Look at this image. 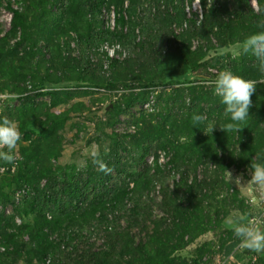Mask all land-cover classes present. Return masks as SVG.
<instances>
[{
  "label": "trees",
  "instance_id": "trees-1",
  "mask_svg": "<svg viewBox=\"0 0 264 264\" xmlns=\"http://www.w3.org/2000/svg\"><path fill=\"white\" fill-rule=\"evenodd\" d=\"M22 1L24 6L20 5L21 8H14L11 0H0V9L6 3L9 12L13 15L10 29L0 37V76L3 79V83L0 82V94L9 92L11 95L17 96L26 92L30 93V96L22 102L21 108L12 109L14 113L9 111L8 116L12 120H16L15 122L22 133V142L16 174L12 176L11 169H8L6 175L12 176L9 184L16 189L20 188L19 191L23 188L28 189V187L31 188V191L28 190L26 195L17 199L20 203L16 205L13 200L14 193L1 190L0 206L3 205L6 208L7 205L14 204L15 215L24 221L29 219L32 222L26 223L25 221L23 225L18 226L14 214H7L6 209L0 211V264L8 263L9 256L13 258L14 263L24 260V264H48L49 260L50 264H128L135 251L139 255L140 263H142L143 257V260L146 258L151 264H175L174 259L171 258L172 253L177 251L179 243H183V237L192 226L195 225L200 233H209L223 223L226 215L221 214L220 216L218 213L215 219L209 216L208 221L205 222L206 218L201 215L203 212L201 204L205 200L207 201L210 196L200 191L198 198V195H194L193 191L199 190L198 186L200 185L195 182L188 185L184 179L181 183H175V190L169 194L165 185L167 173H171L172 170L179 172L180 168L185 167L183 165L190 164L196 159L201 163L207 159L217 163L223 172L237 164L238 170L244 166L246 170L248 169V174L245 173V176L249 179L251 178L252 162H264V151L259 148L264 143V133L258 132L257 128L251 129L249 126L247 130L242 129L236 135L238 142L233 141L232 143L230 137L226 133H222L220 127H216L212 134L227 136V140L223 142L224 149L220 153L213 137L199 136L206 128V124L209 123L207 120L216 119L219 124L224 121L223 111H219L216 105L213 106L214 103H217V97L209 96V93L202 95L197 92L196 87H192V74L201 66L195 64L187 68L183 67L181 72L172 69L168 73L154 71L153 68L159 67L160 63L165 61L169 64L176 63L192 55L193 52L187 45L190 43V38H196L200 34L208 36L215 27L220 29L216 33V38L221 40L222 36L227 34V23L224 22L225 24L222 26L217 25L216 20L221 19L223 15L225 17L227 14L229 15L230 24L232 21L234 22L233 17H238V14H240L238 19H247L250 25H254L255 20L260 17L255 14L249 0H214V3L213 0H201L202 18L195 12L191 17H188L185 12V0H156L157 10L154 16L149 7L144 10L145 17L140 23L133 20L135 16L131 15L127 21L124 17L118 18L114 30L110 28L101 30L100 21L92 20L95 18L91 16L101 17L102 10H105V8L102 9L105 4L111 5L116 1L120 4L124 0ZM138 1L140 4V0H131V9L136 7ZM148 2L150 3L151 0ZM258 2L261 7H264V0H258ZM32 3L33 5H29ZM161 4H165L164 10H162ZM106 10L110 12L111 8ZM34 11L37 13L34 14ZM170 11L176 13L172 14ZM211 19H215L213 21L215 25H211ZM144 20L145 24H143ZM175 25V28L187 26V30L177 33ZM35 27L45 28V33L39 34L40 39L39 36L37 37L38 34H35ZM60 28L65 30L62 35L67 34L68 30H76L79 35L83 31L84 48L81 47V50L83 56L86 54L84 67L79 66L76 59L71 58L70 55L68 57L74 64L68 59V63L64 62L62 51L70 49L69 42L65 45L60 41L50 44L55 37L60 36L57 35V30ZM137 32L142 33V39H139L141 36H138ZM19 34V41L11 46L9 42L18 38ZM43 36L47 38L46 49L56 56V67L65 68L63 71L69 72L67 78H64L63 75L57 80V83L70 81L75 82L78 87L83 85L98 87L102 81L97 83L94 80L103 76L98 74V71L101 72L100 66L94 61L93 55L110 62L109 67L115 68L120 63L126 67L130 63L129 60L133 59L124 62L111 61L108 54L102 51V47L106 43L119 45L122 51L127 52L123 45H128L139 50L136 55H139V58L132 62H149L144 73L149 70L150 73L154 71V76L150 74L149 85L144 84L143 87L184 85L191 96L193 95L191 105L187 112L181 114L186 109L184 102L180 104L179 112L173 106L170 107L169 103V100L175 101L174 103L180 102V97L177 99L173 97L174 95L172 97L164 95V99L159 96L157 104L151 105L153 114L150 113L149 116H146V113L142 112L140 117L130 115V110L137 104L151 102L147 101L148 97L143 99L145 93H140L134 100L127 99L126 108L120 109L119 107L118 116L125 115L128 118L129 127H135V124L137 126L147 125L142 141L137 142L133 149H129L123 146L122 138H131L132 136L125 135L123 137L114 132L115 149L105 157L100 155L111 172L106 174L100 171L93 162L79 172L74 165L65 168L60 165L53 166L52 162H58L60 158L63 141L58 139L57 144L50 147L49 143H42L45 140L44 135L49 134L50 139H54L51 130L58 124H65L69 120L70 112L62 115L53 112V108L63 102L57 97L59 91L54 88L43 89L44 87L37 86L35 83L28 87L26 81L22 83L18 79L15 69V62H17L15 60L19 51L27 53L28 46L26 44L29 42L31 51L28 53L34 52L36 56L45 55L42 49L38 48ZM163 42L170 47L165 60L161 56ZM176 52L179 56H175ZM167 57L170 58L169 61ZM104 65L105 63H102V67ZM47 74L49 73L47 72ZM252 75L255 76V73L248 77H242L245 79L257 78ZM16 82L21 83V86H17ZM121 86L128 88L134 85L123 84ZM107 88L116 90L119 85L110 81ZM196 92L199 96L195 95ZM71 94L67 97H72ZM183 96H185L184 93ZM47 97L51 99V107L36 103L38 99ZM183 100L184 98L181 99V101ZM161 101L165 102L166 107H170L166 116H161V113L156 115L161 108ZM202 102H207V108L201 106ZM147 110L145 111L148 112ZM174 115L182 117L180 125L173 120ZM197 115L205 116L207 119H203L199 124H194L193 117ZM157 117L160 118L157 125L151 124L150 120L158 119ZM118 122L119 120L116 124ZM112 124L116 126L115 123ZM245 124L249 123L245 122L243 126ZM167 127L170 128L166 130ZM37 131L40 132L39 135H37ZM181 134H187L192 140L186 147H183L186 143L179 146L178 140L175 139V136ZM161 150L171 156L164 167L159 163L158 152ZM235 153L237 157H234ZM151 156L153 161L152 164H149L148 158ZM191 170L192 168L188 165L183 173L190 174ZM152 171H154L153 174H151ZM158 184L163 186L160 189L163 197L159 204L167 217H161L160 221L155 223V227L151 229L146 225L148 216L145 214V209L152 208V206L143 200V193L149 195L155 204L156 199L151 197L149 192L155 190ZM131 185L133 187H130ZM180 193L185 202L182 201ZM231 204L234 208L246 211L242 206L244 202L239 199L233 197ZM128 205H131L129 209ZM125 214L129 216V220L126 221L127 227L121 230L120 220L126 216ZM142 223L144 225L141 233H145L147 239L145 243L136 245L134 240L141 234L140 232L132 234V231ZM180 224L184 227H180ZM95 234L99 239L104 240L103 249L100 252L93 253L90 250H84L83 252L86 251L84 255L78 258H72L69 253L63 250L59 252L61 248L68 250L73 247L76 249L78 244L79 248L83 246V249H86L87 246L93 247L94 244H90V241ZM53 236H57V238L53 239ZM234 237L235 234L228 231L226 238L222 241V246L226 245L223 247L225 257L230 256L239 247L240 241L238 238L233 241ZM192 239L193 236L190 240ZM59 253L65 254L66 263L61 259ZM252 254L256 255L257 253L249 250L244 251V256ZM259 263H264L263 257L259 258Z\"/></svg>",
  "mask_w": 264,
  "mask_h": 264
},
{
  "label": "rangeland",
  "instance_id": "rangeland-1",
  "mask_svg": "<svg viewBox=\"0 0 264 264\" xmlns=\"http://www.w3.org/2000/svg\"><path fill=\"white\" fill-rule=\"evenodd\" d=\"M149 0H140V4L138 1V4L135 8L129 7L131 0H124L123 3L120 4L114 2L113 4H105L102 9L105 8L106 14H109L108 17L102 14V16L92 15V20H95L96 22L100 21V27L102 29H108L114 27L111 20V14L106 9L111 8L112 6L115 7L117 12V18L118 14H121V16H125L124 13L127 15L128 18L132 16H135L133 20L139 21V23L144 19L145 12L144 10L151 9V14L154 16L156 13V0H151V2H148ZM232 1V0H230ZM228 1V2H230ZM252 6V9L254 10L255 14L260 17L259 19L255 20L254 25H250V22L247 19L240 20L238 17L240 14H238V17L235 16L231 17L232 21L230 24V20L228 21V14L225 17L223 15L221 19H217L216 23L217 25L220 24L221 26L225 23H227V34L222 36V39L216 38V33L220 30L218 27L214 28L213 32H210L208 36L205 35H198L196 38H190V43L187 44L191 51L192 55L187 56L185 59H181L180 62H171L170 64L168 62L160 63L159 67H154V71H161V72H171L173 70H177L181 72L183 67H188L191 65L199 64L201 67L193 73V83L192 87L197 88V92H199L202 95H208L214 96L213 88L210 86L209 82L214 80L218 73L222 70H231L234 74L240 75V76H249L251 74L255 73L254 78L252 80L257 81V91L252 96V102L253 107L250 110V116L246 122L249 124L242 125V129H246L250 126V128H257L259 129L258 132L264 133V74H261L258 70L255 58L250 55H241L240 49H239V43L244 40L248 35L254 33L255 31H259L257 24L258 22L263 18L264 19V7H261L260 2L258 0H249ZM12 6L14 8H21L20 5H25L22 0H11ZM30 2V0L28 1ZM196 0H185V12L188 15V17H191L193 15V12L196 11ZM210 3V1H209ZM214 3V0H213ZM28 4V3H26ZM264 4V3H263ZM29 5H33L29 4ZM162 5V10L165 9V4ZM210 7V6H209ZM229 7V6H228ZM187 8L190 9V14L187 11ZM232 10V8H230ZM111 11V10H110ZM103 12V10H102ZM172 14H175V11H170ZM37 12L34 11V14ZM7 18L8 15H11L6 3H4L1 6L0 9V37L5 35L10 29V21ZM200 15V14H199ZM215 19H211V25L214 24ZM127 21V20H126ZM225 22V23H224ZM138 23V24H139ZM145 24V20L143 22ZM142 24V25H143ZM215 25V24H214ZM220 26V27H221ZM176 25L174 26V28ZM222 28V27H221ZM45 28L38 29V27H35V34L37 33V37L39 36L40 39V33H45ZM178 31L177 33H180L181 31L187 30V26H180L179 28H176ZM64 28H60L57 30V36L55 37L50 44L57 43L60 41L61 44L65 45L67 42H69L70 49L62 51L64 62L68 63V60L70 61L71 58L76 59V63H78L79 66L84 67L85 66V55L83 56V51L81 50V47H83V31H81V35H79L76 30H68L67 34L62 35L64 33ZM138 36H141L142 33L137 32ZM20 34L18 35V38L12 40L9 42L11 46H13L17 41H19ZM46 37H42L41 41L39 42L38 48L42 49V51L45 53V55H37L33 53H28L30 50L31 43H27L28 46L26 48L27 53L20 50L15 62V69L17 72L18 79L24 83L23 81H26L28 87L32 86L31 84L35 83L37 86L44 87L43 89H56L58 90V98H60L63 102L53 108V112H56L58 114H64L67 112H70L69 114V120L65 124H58L51 130V134L53 135L54 139H50L51 136L44 135L45 140L42 143H49L50 147L57 144V140H62L63 144L60 148V158L58 159V162L53 161V166L60 165L61 167H69V166H75L77 169V172L80 170H83L88 167L90 163L93 162V153H99L100 155L109 154L111 151L115 149V142L113 138L114 132L116 134H120L121 136L125 135H131V138H122L123 139V146L127 147L129 149H133L135 147V144L139 141H142L144 131L146 130V126L144 124H140V126L134 125L135 127H129L130 125L127 124V117L125 115L118 116V110L124 109L127 107V99L134 100V98L138 97L140 93H145L143 95L144 98L147 101L154 100L155 105L158 102V97L162 96L163 99L165 98L164 95H171L170 97L179 98L180 102L174 103L169 100V103L171 106L176 108L175 110L179 112V106L181 103H185L186 109H184L181 114L187 112L188 107H190V102L193 99V95L191 96V93L189 90H187V87L184 85H164V86H157V87H143V85H149V79L150 74L151 76H154L153 73H150V70L146 73H144L145 69H147L148 63L143 62H132L134 59L139 58L138 54V48L134 49L130 46H124L125 50L128 52V57L124 60H129V65L126 67H123V65H118L115 68L109 67L108 69L102 67V63H104L103 58L97 57V55L94 56V61L97 62L100 66V71H98V74L100 78L95 79L97 83L102 81L101 84L98 87L91 86V85H83L81 87H78L75 82H62L57 83V80L61 77L67 78L68 77V71H63L65 68H57L56 66V56L53 52H50L46 49ZM142 39V36L139 38ZM138 39V40H139ZM49 46V45H48ZM95 48V47H94ZM136 48V47H135ZM170 47L166 45L164 42L162 43L161 48V56L163 57V60L166 59V55L168 52V49ZM65 49H67L65 47ZM93 49V48H92ZM62 50V49H61ZM91 50V49H89ZM70 51V53H68ZM70 55L71 58L68 56ZM179 56L177 52L175 53V56ZM43 56V57H42ZM171 56V55H170ZM172 57V56H171ZM189 57V58H188ZM68 59V60H67ZM168 61L170 60L169 57H167ZM81 61V64H80ZM123 61V62H124ZM71 63L74 64V62L71 60ZM96 63V64H97ZM49 68V69H48ZM14 71V70H13ZM73 72V69H71ZM47 72L49 74H47ZM64 73V74H63ZM105 75V76H104ZM114 82L117 85H119V88L116 90H111L110 88H107L109 82ZM0 82L3 83V79L0 76ZM123 84L134 85L133 87L124 88ZM17 86H21V83H17ZM103 85V86H101ZM39 88V87H38ZM61 91V92H60ZM196 92L195 95H198ZM7 94H1V95H11L9 92H6ZM9 93V94H8ZM27 93V92H26ZM23 93L18 94L19 96L18 102L16 104L13 103V99L7 100L6 103H1L0 99V119L7 117L8 119L12 120L8 115L9 111L11 113H14L12 109L15 108H21L22 102L26 99V97L30 96V93ZM72 93V94H71ZM181 93V95H180ZM183 93L185 96H183ZM69 94L72 95V97H67ZM0 95V96H1ZM199 96V95H198ZM181 101V99H183ZM217 103H214V107L216 105V108L219 111H223V118L224 121L219 124L216 119H209L207 120L206 128L199 134V136H203V138L207 137H213V141H216V148L218 150L220 149V153L223 151L224 146L223 142L224 140H227V136H221L217 135L215 136L212 134V129L216 127H223L225 124L231 122L229 119V116L225 114L224 111V105L220 106L222 103L220 102V98L217 97ZM37 104L39 105H45L48 107H51V99L50 98H42L38 99ZM161 108L158 110L156 115L161 113V116H166L169 112L170 107L165 106V102H160ZM16 105V106H15ZM143 104H137L130 110V115L135 116H142L141 113L145 112L146 116H149L148 114H153L150 110H147L146 112L143 108ZM110 106V107H108ZM202 107L207 108L208 104L207 102L201 103ZM10 113V114H11ZM155 115V114H154ZM155 115V116H156ZM160 117V116H159ZM158 119H155L153 121L150 120L151 124L157 125ZM29 118V117H28ZM182 118V117H181ZM181 118L179 116L174 115L173 120L180 125ZM209 118V117H208ZM207 119V117L204 116V120ZM117 120L119 122L116 124ZM13 121H16L13 119ZM112 123H115L116 126ZM170 127H167L169 129ZM159 130V129H156ZM222 133H226L223 130ZM214 132V131H213ZM40 132L37 131V135H39ZM228 137H230V141L233 143V141H237V132H227L226 133ZM264 135V134H263ZM221 136V137H220ZM237 137V138H236ZM254 137V136H253ZM252 137V139H253ZM174 137H172L173 139ZM175 139L178 140L179 146L183 147L188 146L187 144L191 143V139L187 134H181L175 136ZM173 139V140H175ZM255 139V138H254ZM256 140V139H255ZM254 140V141H255ZM253 144V141H252ZM21 146L18 147V149L15 152V157H20L19 149ZM264 151V143L259 147ZM238 150V149H237ZM159 155V163L162 167H164L168 160L171 159V156H168L165 154L164 151L158 152ZM198 155V154H197ZM234 157L236 156V153L234 154ZM149 164L153 161L152 156L148 158ZM2 165L5 166L7 169H10L12 164H6L3 161H1ZM198 159L194 160L193 162L186 163L185 167H182L179 169V172L177 170H172L171 173H167L166 177V187L169 194H172L175 190L174 185L175 183H181V181L184 179V181L187 182L188 185H192L194 182L198 186L199 190H194L193 194L198 195L202 191L203 193H206L210 196V198L206 201H204L202 205V216L206 218V221H208L209 216H211L212 219H215L216 215L219 213L226 215L224 218L225 220L223 223L217 227L212 232L209 233H200L199 230L195 228V225L192 226L187 234L183 237L184 241L183 243H179V246L177 248V251L172 253V257L175 261V264H264L259 263V258L263 257L264 255H261L262 253H257L256 255L252 254L249 256H244V251L247 249L243 248H236L233 253L225 257L224 256V249L226 245L222 246V241L224 238H226V234L228 231L233 232L229 226H228V219L229 217H235L237 215H246L251 219H258L262 222H264V205H260V196L261 198H264V194H262L260 191H257L253 189L250 185H247V182L251 179L245 176V173L248 174V169L246 170V167H241L240 170H238L237 166H231L229 170L223 172L222 169L218 166L215 162H210L207 159H204L203 162ZM192 168L190 174H185L183 171L186 169V167ZM240 165V164H239ZM237 167V168H236ZM172 168V167H171ZM7 172L2 174L0 172V191L4 190L8 193H14V203L19 204L20 201H17L16 194L18 193L20 188H15L12 185L9 184V181L12 179V176H14L16 173H12V176L6 175ZM154 171H152L151 174H153ZM8 174V173H7ZM241 180V184L238 186L235 183L236 179ZM130 187H133L131 185ZM163 188L161 184L157 185V188L155 190H151L149 193L151 197L155 198V204L154 201L151 200L150 196L144 192L143 200L146 201L152 208H146L145 214L148 216V220L146 225L153 229L155 227V223L160 221L161 217H167L166 214H164L161 205L159 204L162 200V191L160 192V189ZM24 189V188H23ZM28 190L31 191V188L28 187ZM258 196L257 198L254 196ZM181 199L183 202H185L184 197L181 195ZM239 199L244 202L242 205L246 211H241L240 209L232 207L231 200L233 199ZM150 198V199H149ZM253 200L252 203L250 200ZM21 200V199H20ZM17 201V202H15ZM131 207V205H128V209ZM6 209V213L10 215H15L14 210V204H9L4 208L3 205L0 206V211ZM124 215V214H123ZM126 216L120 220V227L121 230L125 229L127 227V222L129 220V216L125 214ZM219 216V217H220ZM16 217V223L18 226L23 225V223H31L32 220H23L21 217L15 215ZM128 217V218H127ZM143 223L139 225V227H136L133 229L132 234L136 233L138 234L140 232V236L134 240V243L138 245L139 243H145L146 241V235L145 233H141V230L143 229ZM180 227H184L180 224ZM234 234V232H233ZM191 236H193V239L190 240ZM57 236H53V239H56ZM182 239V238H180ZM190 240V241H189ZM237 240V237L235 236L233 238V241ZM132 239L130 240V242ZM94 244V246H87L86 249H83L84 247L81 246L79 248V244L76 245V249L71 247L70 249H64L61 248L60 251H65L66 253H69L72 258H78L84 255V250H90L93 253L100 252L101 249H103L104 240L99 239L97 235L95 234L93 236L92 241H90V244ZM228 244V243H227ZM79 248V250H78ZM58 255V254H57ZM59 256L62 260H64L65 254L62 255L59 253ZM9 256L7 259L9 260L8 263L4 264H24V260H18L16 263L13 261V258H10ZM129 258V257H128ZM58 259V258H57ZM60 259V260H61ZM130 259V258H129ZM137 252L132 255L131 260L128 264H151L149 260L143 257L141 259ZM50 261V260H49ZM65 261V260H64ZM67 261H65L66 263ZM50 264V262H49Z\"/></svg>",
  "mask_w": 264,
  "mask_h": 264
},
{
  "label": "clouds",
  "instance_id": "clouds-1",
  "mask_svg": "<svg viewBox=\"0 0 264 264\" xmlns=\"http://www.w3.org/2000/svg\"><path fill=\"white\" fill-rule=\"evenodd\" d=\"M257 27L259 31L248 35L242 40L239 43V49L241 55H250L254 57L259 72L264 74V19L258 22ZM209 84L213 88L214 95L219 97L220 102L225 106V114L229 116L231 121L220 129L226 133H239L242 130L241 126L250 116V110L253 107L252 96L257 91V81L245 79L240 75L234 74L231 70H222L214 80L209 82ZM203 119L204 117L202 116H194V124H199ZM214 130L215 128L212 129V133ZM21 142L22 133L17 123L7 117L0 119V161L6 164H12L10 167L12 173L16 172L17 162L20 157H15V152ZM93 164L106 174L111 172V169L108 168V165L99 153H93ZM150 164H152V162H150ZM1 166L6 168L3 165ZM6 171H8L7 168ZM235 183L239 186L241 180L238 178L235 180ZM247 185H250L253 189L264 194V162H252L251 179L247 182ZM255 197L257 198L258 196L255 195L254 198ZM252 201L253 200H250L251 203ZM260 205H264V198H261V196ZM227 223L229 228L239 239L240 248L256 253H264V222L258 219H251L246 215H237L235 217H229ZM47 263L49 264V261Z\"/></svg>",
  "mask_w": 264,
  "mask_h": 264
},
{
  "label": "built area",
  "instance_id": "built-area-1",
  "mask_svg": "<svg viewBox=\"0 0 264 264\" xmlns=\"http://www.w3.org/2000/svg\"><path fill=\"white\" fill-rule=\"evenodd\" d=\"M196 6L194 9H196V11L199 12V16L202 18V14H203V7L201 5V0H196ZM130 7V6H129ZM187 11L189 12L190 14V9L187 8ZM103 15H105L106 17L109 16V14H106V11L103 10ZM194 13V12H193ZM197 13V12H195ZM11 14V13H10ZM110 14H111V20H112V24L114 27H112L111 29L114 30L115 27H116V21L118 18H121V14H118V18L116 17L117 16V12H116V9L114 6L111 7V11H110ZM125 16H123L126 20H128L129 18L127 17V15L124 13ZM12 14L11 15H8L7 18L5 17L4 15V18L5 19H9L10 21V24H11V21H12ZM102 51L103 52H106L108 54V57L110 58L111 61L113 60H118V61H122L124 60L126 57H127V52H124L122 51V48H120L119 45H110L109 43H106L104 47H102ZM104 63H105V68L108 69L109 68V64L110 62H107V60H104ZM1 95V94H0ZM0 99L2 100L1 103H6L7 100L9 99H13V103H17V99H18V96H10V95H1L0 96ZM155 102L154 100H151L150 103H146L143 105V108L146 110H150L152 111L153 108L151 107V105H153ZM134 128V127H133ZM15 170V168H14ZM13 170V171H14ZM6 171V168L2 167L1 164H0V172L3 174L4 172ZM27 193V189H22L20 191H18V193L16 194V198L19 199L21 196L25 195Z\"/></svg>",
  "mask_w": 264,
  "mask_h": 264
}]
</instances>
